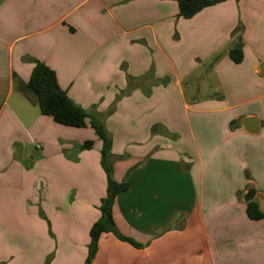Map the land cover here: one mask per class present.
I'll use <instances>...</instances> for the list:
<instances>
[{
  "label": "crops",
  "instance_id": "1",
  "mask_svg": "<svg viewBox=\"0 0 264 264\" xmlns=\"http://www.w3.org/2000/svg\"><path fill=\"white\" fill-rule=\"evenodd\" d=\"M178 14L175 0H0V264H85L106 197L90 120L58 125L27 92L37 62L102 124L127 185L111 214L139 247L105 234L91 264H264V218L242 201L264 198V0Z\"/></svg>",
  "mask_w": 264,
  "mask_h": 264
},
{
  "label": "trees",
  "instance_id": "2",
  "mask_svg": "<svg viewBox=\"0 0 264 264\" xmlns=\"http://www.w3.org/2000/svg\"><path fill=\"white\" fill-rule=\"evenodd\" d=\"M178 5V17L190 20L202 10L215 6L225 0H175ZM237 1V0H236ZM229 58L234 64L242 62V47L237 44L230 52ZM27 92L34 98L40 113L48 116L61 126L70 128H85L86 122L90 120V127L102 142L101 166L107 177L106 197L101 201L99 211L101 218L96 222L89 233L90 244L88 246V256L85 264H91L96 253L97 244L105 234H113L121 241L128 242L134 247H139L133 241L118 234L114 227L111 209L114 198L120 192L127 189L126 184H116L112 179V166L108 162V156L112 147V141L107 135L102 124L91 117L85 109L75 104L57 84L56 77L44 64L37 62L32 70L29 82L26 86ZM91 142H86L81 149L89 150ZM246 214L250 220L258 221L264 218V213L259 210V205L252 201L246 204Z\"/></svg>",
  "mask_w": 264,
  "mask_h": 264
},
{
  "label": "water",
  "instance_id": "3",
  "mask_svg": "<svg viewBox=\"0 0 264 264\" xmlns=\"http://www.w3.org/2000/svg\"><path fill=\"white\" fill-rule=\"evenodd\" d=\"M260 72L264 74V63L262 64L260 68ZM253 121L252 129L249 131L250 133L256 132V121ZM242 201L245 204H248L249 202L255 201L259 205V210L264 213V198L262 197H256V191L254 187H249L247 191L242 196Z\"/></svg>",
  "mask_w": 264,
  "mask_h": 264
}]
</instances>
